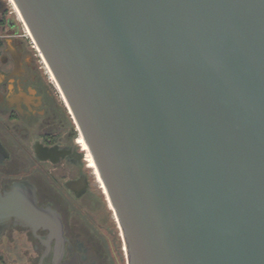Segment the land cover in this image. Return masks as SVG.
<instances>
[{
    "label": "water",
    "instance_id": "water-1",
    "mask_svg": "<svg viewBox=\"0 0 264 264\" xmlns=\"http://www.w3.org/2000/svg\"><path fill=\"white\" fill-rule=\"evenodd\" d=\"M13 1L128 264H264V0Z\"/></svg>",
    "mask_w": 264,
    "mask_h": 264
},
{
    "label": "flooded vegetation",
    "instance_id": "flooded-vegetation-1",
    "mask_svg": "<svg viewBox=\"0 0 264 264\" xmlns=\"http://www.w3.org/2000/svg\"><path fill=\"white\" fill-rule=\"evenodd\" d=\"M25 26L0 0V264H128L90 150Z\"/></svg>",
    "mask_w": 264,
    "mask_h": 264
},
{
    "label": "bare ground",
    "instance_id": "bare-ground-1",
    "mask_svg": "<svg viewBox=\"0 0 264 264\" xmlns=\"http://www.w3.org/2000/svg\"><path fill=\"white\" fill-rule=\"evenodd\" d=\"M11 2H12L13 5L16 7L15 2H14L13 0H11ZM16 9H17V7H16ZM17 12H18V9H17ZM18 14L20 15L19 12H18ZM25 27H26V26H25ZM26 29H27V28H26ZM47 66H48V65H47ZM48 68H49V67H48ZM50 72H51V71H50ZM51 75H52V77H54L52 73H51ZM54 79H55V78H54ZM83 139H84V138H83ZM83 146L85 147L84 149H86L87 151H89V147H88V145H87L85 139H84V141H83ZM89 154H90V159H91V165H92V167L97 169V166H96L95 160H94V158H93V155L91 154V152H89Z\"/></svg>",
    "mask_w": 264,
    "mask_h": 264
}]
</instances>
